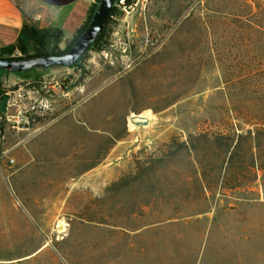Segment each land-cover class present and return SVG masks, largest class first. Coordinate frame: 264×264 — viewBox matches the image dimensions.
Here are the masks:
<instances>
[{
  "label": "rangeland",
  "instance_id": "374dc122",
  "mask_svg": "<svg viewBox=\"0 0 264 264\" xmlns=\"http://www.w3.org/2000/svg\"><path fill=\"white\" fill-rule=\"evenodd\" d=\"M130 2L73 68L0 71L27 93L0 138V264H264L262 180L228 189L220 137L254 89L230 81L264 79V0Z\"/></svg>",
  "mask_w": 264,
  "mask_h": 264
},
{
  "label": "trees",
  "instance_id": "16d2710c",
  "mask_svg": "<svg viewBox=\"0 0 264 264\" xmlns=\"http://www.w3.org/2000/svg\"><path fill=\"white\" fill-rule=\"evenodd\" d=\"M100 1L96 0L89 13L87 22L77 32L73 41L64 51L53 52L51 54L41 53L33 57L62 55L69 51L86 31ZM128 2L130 3V0ZM115 12L116 10L113 7L102 33L92 47L102 41ZM27 32L30 41L39 48H44L50 41V38H52V42L55 45H58L61 38L60 32L38 31L34 28L27 29ZM26 46V43L21 40L14 46L0 49V59H9L6 56L10 55L16 48L24 52L26 51ZM28 58L32 57H24L18 60ZM230 83L233 86L247 83V86L254 89L247 91L245 101H241L239 106L230 109L229 128L226 135H220L221 138L228 142V145H226V171L230 175L228 189L235 190L243 186H249L259 179L262 180V187L264 189V79L255 81L253 78H247L243 81H230ZM199 137L207 139L208 136L200 135Z\"/></svg>",
  "mask_w": 264,
  "mask_h": 264
},
{
  "label": "crops",
  "instance_id": "0c3cea01",
  "mask_svg": "<svg viewBox=\"0 0 264 264\" xmlns=\"http://www.w3.org/2000/svg\"><path fill=\"white\" fill-rule=\"evenodd\" d=\"M0 0V49L30 41L27 29L60 32L66 48L85 25L96 0ZM52 41V38H50ZM143 116V115H142ZM141 116V117H142Z\"/></svg>",
  "mask_w": 264,
  "mask_h": 264
},
{
  "label": "water",
  "instance_id": "95a60500",
  "mask_svg": "<svg viewBox=\"0 0 264 264\" xmlns=\"http://www.w3.org/2000/svg\"><path fill=\"white\" fill-rule=\"evenodd\" d=\"M115 2L116 0L100 1L86 31L66 53L23 60L0 59V71L26 74L37 69L73 68L98 40ZM130 121L137 129H147L151 123L149 119L140 115L131 117Z\"/></svg>",
  "mask_w": 264,
  "mask_h": 264
},
{
  "label": "built area",
  "instance_id": "2783aa9c",
  "mask_svg": "<svg viewBox=\"0 0 264 264\" xmlns=\"http://www.w3.org/2000/svg\"><path fill=\"white\" fill-rule=\"evenodd\" d=\"M11 2L16 5L15 0H11ZM133 5L134 4L131 2L129 3L128 0H116L114 8L116 11L121 9L127 10L132 9ZM6 57L18 60L24 58V54L19 48H16ZM26 94L23 87L13 90L11 85L6 84L4 81H0V138L7 131V126H10V118H15V116H11L10 112L15 110L19 116L23 113L25 108L23 101L26 98ZM33 109H35V107H33ZM17 122L19 123L20 120ZM9 162L12 165L15 164V160L12 158H9Z\"/></svg>",
  "mask_w": 264,
  "mask_h": 264
},
{
  "label": "bare ground",
  "instance_id": "6f19581e",
  "mask_svg": "<svg viewBox=\"0 0 264 264\" xmlns=\"http://www.w3.org/2000/svg\"><path fill=\"white\" fill-rule=\"evenodd\" d=\"M142 117H146V118H148L147 116H142ZM130 126L133 128L134 127V125H132V124H130ZM59 228V227H58ZM64 229V225L61 223V225H60V231H62Z\"/></svg>",
  "mask_w": 264,
  "mask_h": 264
}]
</instances>
